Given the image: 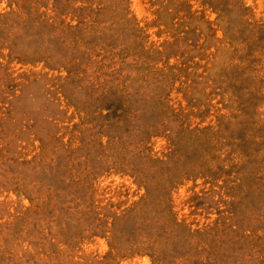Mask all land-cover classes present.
Segmentation results:
<instances>
[{"label":"rangeland","instance_id":"1","mask_svg":"<svg viewBox=\"0 0 264 264\" xmlns=\"http://www.w3.org/2000/svg\"><path fill=\"white\" fill-rule=\"evenodd\" d=\"M0 264H264V0H0Z\"/></svg>","mask_w":264,"mask_h":264}]
</instances>
